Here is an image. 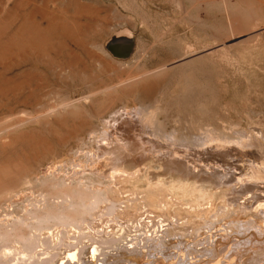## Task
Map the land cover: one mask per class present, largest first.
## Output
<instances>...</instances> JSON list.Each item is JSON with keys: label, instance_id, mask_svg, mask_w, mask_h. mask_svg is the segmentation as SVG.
Instances as JSON below:
<instances>
[{"label": "rangeland", "instance_id": "1", "mask_svg": "<svg viewBox=\"0 0 264 264\" xmlns=\"http://www.w3.org/2000/svg\"><path fill=\"white\" fill-rule=\"evenodd\" d=\"M258 220L264 0H0V264H264Z\"/></svg>", "mask_w": 264, "mask_h": 264}, {"label": "bare ground", "instance_id": "2", "mask_svg": "<svg viewBox=\"0 0 264 264\" xmlns=\"http://www.w3.org/2000/svg\"><path fill=\"white\" fill-rule=\"evenodd\" d=\"M120 118V117H119ZM117 119V121L118 120H120V119ZM118 137V136H117ZM121 138V137H120ZM114 139H112V141H113ZM107 141H111V140H107ZM116 141V140H115ZM118 142L120 143V145H121V147H123L124 149H126V151H127V153H130V154H132V153H135L136 152V148H137V143H134V142H132L131 140H123V139H118ZM114 143V142H113ZM106 144V143H105ZM104 144V145H105ZM103 145V146H104ZM108 145V144H107ZM107 145H105V146H107ZM114 145H116V144H114ZM117 148H115V149H118V147L119 146H116ZM114 147L112 146V149H113ZM105 149V148H104ZM139 149V148H138ZM123 150V149H122ZM116 154V153H115ZM126 154V153H125ZM118 155H120V153H118ZM111 156H112V154H111ZM130 156V155H129ZM128 156V157H129ZM110 157V156H109ZM117 157H120V156H117ZM127 157V158H128ZM130 158V157H129ZM116 159V158H115ZM126 159V158H125ZM130 161V160H129ZM111 163V162H110ZM94 209V208H93ZM92 209V210H93ZM92 212V211H91ZM94 214V213H93ZM104 215V214H103ZM215 216V215H214ZM56 217V216H55ZM98 217H100V216H98ZM263 218V217H262ZM258 221H260V223H258V225L257 226H259V227H261V228H256L255 227V230L257 231V229H258V232H259V234L261 235V233H263L264 234V224H262V222H261V220H258ZM70 222H71V220H70ZM75 222V221H74ZM78 222V221H77ZM164 222V221H163ZM64 223H66V224H64V226L65 225H69L70 226V224H68L66 221L64 222ZM71 223H73V221L71 222ZM211 223V222H210ZM245 223V222H244ZM75 224H76V222H75ZM161 225L159 226V229H161V230H163L162 229V225H163V223H160ZM159 225V224H158ZM210 225H212V224H210ZM251 225V224H250ZM73 226V225H72ZM71 226V227H72ZM60 227V226H59ZM70 227V228H71ZM118 227V226H117ZM116 227V228H117ZM128 227V226H127ZM127 227H125V229L127 230ZM207 228H208V226H207ZM210 228V227H209ZM254 228V227H253ZM114 229V228H113ZM238 229L239 230H241V232L242 233H246V232H249V230H250V227H249V225H245V224H241L239 227H238ZM254 230V231H255ZM118 231H120V230H118ZM117 231V232H118ZM164 231H167L166 230V228L164 229ZM255 231V232H256ZM257 233V232H256ZM256 235V234H255ZM254 235V236H255ZM153 237V236H152ZM157 237V236H156ZM247 237V236H246ZM264 237V236H263ZM154 238H155V236H154ZM245 238V237H244ZM243 238V239H244ZM260 238H262V236H260ZM251 239H253V238H251ZM259 239V238H258ZM33 240V239H32ZM31 240V241H32ZM62 242V241H61ZM241 242H243V243H241ZM251 242H253V240H250V239H244V240H242V241H240L239 242V244H237V246H236V248L237 247H242V248H244V243H246V244H250ZM256 242V241H255ZM255 242H254V244H255ZM260 242V241H259ZM262 243V242H261ZM46 245V244H45ZM61 245V244H60ZM52 246V245H51ZM30 247V246H29ZM33 248V247H32ZM180 249H184L182 246H180ZM189 249V248H188ZM48 250V249H47ZM214 250V249H213ZM96 251H97V247L96 248H94V250H92V251H89V249H88V251L86 252V254L85 253H83L82 254V256H81V258L84 260V261H86V262H91V260H93V258L95 257V253H96ZM99 251V250H98ZM83 252V251H82ZM118 252V251H117ZM210 252V254L212 253V254H214V252L213 251H209ZM119 253V252H118ZM62 254V253H61ZM64 257H63V259L62 258H56V260L54 259V261H57L56 263H48V264H64V262L66 261V260H68V261H75V260H77V258H78V254L76 255V253H75V251L74 250H71V249H68V251H65V253H64V255H63ZM122 256V255H121ZM162 256V255H161ZM53 257H54V255H53ZM163 257V256H162ZM52 258V257H51ZM80 258V257H79ZM101 258H102V255H101ZM114 258V257H113ZM164 258V257H163ZM49 259V258H48ZM47 259V260H48ZM99 259V258H98ZM103 259V258H102ZM159 257H158V260H157V262H160L159 261ZM166 259H168V257L166 258ZM50 260H52V259H50ZM79 260L80 259H78V264H80L81 262H83V261H81L80 263H79ZM114 260V259H113ZM75 263V262H74ZM67 264V263H66ZM82 264V263H81ZM88 264V263H87ZM112 264H114V262L112 263ZM226 264H229V263H226Z\"/></svg>", "mask_w": 264, "mask_h": 264}]
</instances>
